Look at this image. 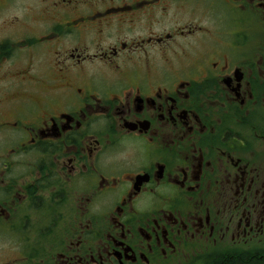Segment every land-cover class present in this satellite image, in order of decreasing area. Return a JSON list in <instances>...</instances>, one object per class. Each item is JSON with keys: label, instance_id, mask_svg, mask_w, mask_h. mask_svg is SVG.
<instances>
[{"label": "flooded vegetation", "instance_id": "af4514ba", "mask_svg": "<svg viewBox=\"0 0 264 264\" xmlns=\"http://www.w3.org/2000/svg\"><path fill=\"white\" fill-rule=\"evenodd\" d=\"M0 264H264V0H0Z\"/></svg>", "mask_w": 264, "mask_h": 264}]
</instances>
